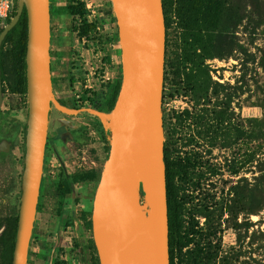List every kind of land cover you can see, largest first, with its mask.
<instances>
[{"label":"rangeland","instance_id":"rangeland-1","mask_svg":"<svg viewBox=\"0 0 264 264\" xmlns=\"http://www.w3.org/2000/svg\"><path fill=\"white\" fill-rule=\"evenodd\" d=\"M71 1L51 0L55 100L70 111H97L94 107L102 106L104 111L100 113L110 114L112 83L122 79L113 0H80L86 5L89 22L96 26L89 37L75 32L78 20L61 13L60 7ZM169 9L163 102L165 147L179 173L175 185L182 207V235L188 232L192 240L184 253L190 250L201 254L204 264H264V0H227L213 49L215 59L205 63L212 83L203 94L193 91L178 71L182 44L176 4ZM9 49L7 45L5 51ZM4 72L0 264H13V258L10 262L7 257L6 239L18 231L29 103L28 94L11 90L14 71L10 55L4 59ZM62 110L56 104L52 106L30 264H100L92 243L91 221L96 191L109 157L111 127L108 120L93 112L73 116ZM85 174L92 181L78 182L60 213L61 178ZM138 193L147 209L141 185Z\"/></svg>","mask_w":264,"mask_h":264},{"label":"water","instance_id":"water-1","mask_svg":"<svg viewBox=\"0 0 264 264\" xmlns=\"http://www.w3.org/2000/svg\"><path fill=\"white\" fill-rule=\"evenodd\" d=\"M122 50V83L109 122V157L96 191L92 228L100 264H118L122 249L141 238L134 264H171L164 84L167 30L163 0H113ZM24 11L28 18L26 159L13 264H28L38 212L52 106L51 0H20L16 16L0 33V110L4 92L1 51ZM63 109V108H61ZM70 115L98 111L82 109ZM140 178L143 206L132 179Z\"/></svg>","mask_w":264,"mask_h":264},{"label":"trees","instance_id":"trees-1","mask_svg":"<svg viewBox=\"0 0 264 264\" xmlns=\"http://www.w3.org/2000/svg\"><path fill=\"white\" fill-rule=\"evenodd\" d=\"M174 3L176 4L175 12L178 19V28L181 32L180 40L182 44L181 63L178 66V71L183 75V78L187 79L188 85L192 87L193 91L203 94L208 91L209 86L212 83L209 68L205 65V63L208 60L215 59L213 49L215 47L217 34L222 26L227 0H163L167 31L171 26L168 18L171 9H169V7H172ZM60 11L63 15H69L73 17L75 21L78 20L80 22L79 27H75L74 29L75 32H78L82 37H89V34L96 29L95 24L90 23L88 20V14L84 2H81L80 0H73L68 4L61 6ZM16 12L17 9L13 16L8 20L7 25H9L12 19L16 16ZM115 22H117L116 17ZM27 40L28 18L26 11H24L18 24L8 33L1 51V72L3 84L6 82V74L4 72L5 57L10 55L13 63L14 84L13 86L11 85V90L14 94L27 95L28 93L26 65ZM7 45L10 49L6 52L5 50ZM189 68L190 72H188ZM121 83L122 79L115 82L112 86V92L108 98V107L110 112L115 107ZM4 91H6V89H4ZM94 109L99 112L104 111L102 106H96ZM181 122L183 123L184 120ZM110 139L111 134L109 136V141H107V146H110ZM165 162L167 166V197L169 207L171 264H204V258H202L201 254L190 250L184 253V250L192 245V240L189 238L190 233H185L184 237L182 235L184 226L183 220L181 219L182 207L178 200L179 192L177 190V186L175 185V180L179 173L176 171L174 164L171 162V156L167 147H165ZM80 181H92V179L89 178V174L76 176L73 179L66 175L61 178L58 185L60 213H63L64 211V202L66 197L73 193L75 185ZM40 191L42 192V187ZM141 193L143 194V197H145L144 192L141 191ZM40 208L39 203L38 211H40ZM16 231L17 230H15L13 234L8 235L6 239V253L10 262H12V258L14 256L16 244L15 238L17 237ZM92 243L94 249H96L94 240Z\"/></svg>","mask_w":264,"mask_h":264},{"label":"bare ground","instance_id":"bare-ground-1","mask_svg":"<svg viewBox=\"0 0 264 264\" xmlns=\"http://www.w3.org/2000/svg\"><path fill=\"white\" fill-rule=\"evenodd\" d=\"M61 108L65 109L64 106L60 105ZM101 118L104 120H108L110 122L112 115L111 114H105L101 113ZM108 122V123H109ZM132 179L136 185V188L140 186V178L139 175L137 174L136 170H133L132 174ZM147 205V204H145ZM148 208V205H147ZM143 210H147L146 206H143ZM141 244V238L140 237H135L133 240H131L121 251L120 256H119V262L118 264H134L135 260V254L137 249L139 248Z\"/></svg>","mask_w":264,"mask_h":264},{"label":"built area","instance_id":"built-area-1","mask_svg":"<svg viewBox=\"0 0 264 264\" xmlns=\"http://www.w3.org/2000/svg\"><path fill=\"white\" fill-rule=\"evenodd\" d=\"M20 0H0V32L7 26Z\"/></svg>","mask_w":264,"mask_h":264},{"label":"flooded vegetation","instance_id":"flooded-vegetation-1","mask_svg":"<svg viewBox=\"0 0 264 264\" xmlns=\"http://www.w3.org/2000/svg\"><path fill=\"white\" fill-rule=\"evenodd\" d=\"M48 143V142H47ZM46 149H47V147H46ZM43 183V182H42ZM41 187H42V185H41ZM41 192V191H40ZM40 195H41V193H40ZM64 221V220H63ZM31 242H32V240H31ZM31 244V243H30ZM31 246V245H30ZM30 253V252H29ZM28 264H30V255H29V260H28Z\"/></svg>","mask_w":264,"mask_h":264},{"label":"crops","instance_id":"crops-1","mask_svg":"<svg viewBox=\"0 0 264 264\" xmlns=\"http://www.w3.org/2000/svg\"><path fill=\"white\" fill-rule=\"evenodd\" d=\"M118 80H115L113 83H112V85H114L115 84V82H117Z\"/></svg>","mask_w":264,"mask_h":264}]
</instances>
